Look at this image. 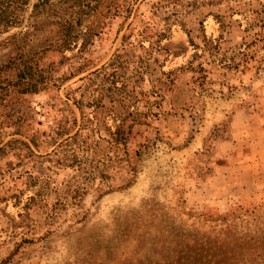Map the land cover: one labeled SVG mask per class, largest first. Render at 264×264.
<instances>
[{"label":"rangeland","instance_id":"rangeland-1","mask_svg":"<svg viewBox=\"0 0 264 264\" xmlns=\"http://www.w3.org/2000/svg\"><path fill=\"white\" fill-rule=\"evenodd\" d=\"M94 19L84 20L82 31ZM21 27L1 33L0 40ZM77 41L87 44L79 54L92 66L58 89L9 99L2 85L13 73L0 70V145L10 138L26 141L13 133L18 128L45 133L65 107L52 102L56 96L65 99L64 93L81 83L79 77L115 51L128 59L118 71L120 91L125 95L132 86L159 91L158 116L131 185L102 192L94 190L105 187L94 179L79 206L67 204L52 217L38 205L18 214L20 203L38 186L28 171L45 172L58 186L72 168L50 171L39 164L40 157L33 165L35 159L0 151V264L133 262L134 241H126L125 230L120 233L121 223L132 215L145 223L151 213L166 214L183 226L211 224L228 212L264 216V0H135L126 19L107 16L102 32L84 33ZM242 43H250L243 54L235 48ZM79 54L52 53L45 60L61 62V75ZM8 55L0 44V64ZM102 101L108 103L105 97ZM133 130L148 129L137 125ZM145 134H133L128 142H143ZM49 150L40 147L34 153ZM52 198L45 194L39 203L48 205ZM144 225L136 234L144 235L146 247L163 232L156 221Z\"/></svg>","mask_w":264,"mask_h":264},{"label":"trees","instance_id":"trees-1","mask_svg":"<svg viewBox=\"0 0 264 264\" xmlns=\"http://www.w3.org/2000/svg\"><path fill=\"white\" fill-rule=\"evenodd\" d=\"M134 1L34 0L22 24L29 0H0V34L23 25L0 40L9 54L0 64V70L13 73L2 85L3 94L16 99L19 95L58 89L63 81L89 69L92 65L79 54L86 50L87 44L77 39L84 33L92 36L102 32L107 16L122 15L126 19ZM93 16L94 25H87L82 31L84 20ZM125 37L121 35V44ZM249 44L235 48L243 54ZM70 51L80 57L75 63H68L61 75L57 71L61 62L45 60L49 54L65 55ZM124 60L128 59L123 53L113 52L105 63L79 77L81 83L67 90L65 99L56 96L52 102L57 100L65 107L57 111L58 116L51 119L45 133L29 134L18 128L13 133L23 135L26 141L10 138L0 145V151H14L20 160L35 159L33 165L40 157L39 164L47 170L69 167L73 170L58 186L52 185L53 179L45 172L28 171L30 182L38 186L20 203L19 215L34 205L43 207L46 217L54 216L67 204L79 206L94 179L105 186L94 190L102 192L121 190L135 181L143 146L150 139L152 121L158 116L161 94L153 88L132 86L123 95L118 71L125 66ZM104 97L107 104L102 101ZM137 125L148 130H133ZM142 132L146 133L143 142L134 145L128 142L131 135ZM99 141L104 142V147L99 146ZM40 147L50 150L42 156L35 154ZM50 193L51 202L40 204L42 196ZM148 216L145 223L133 215L121 223L124 227L120 233L125 230L126 241H134L130 253L137 256L127 264H264V216L254 211H245L243 215L228 212L210 220L211 224L198 221L197 225L188 226L174 224L166 214L165 218L163 214ZM153 221L163 233L145 247L144 235H137L136 230Z\"/></svg>","mask_w":264,"mask_h":264}]
</instances>
